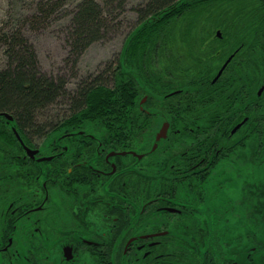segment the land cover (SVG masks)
I'll list each match as a JSON object with an SVG mask.
<instances>
[{
	"label": "flooded vegetation",
	"instance_id": "flooded-vegetation-1",
	"mask_svg": "<svg viewBox=\"0 0 264 264\" xmlns=\"http://www.w3.org/2000/svg\"><path fill=\"white\" fill-rule=\"evenodd\" d=\"M227 1L210 14L228 25L208 39L215 50L198 52L190 75L183 68L178 101L161 102L171 118L161 151L109 140L103 126L41 148L0 112V264H264V7ZM139 78L116 87L131 136L161 113L147 107L158 76Z\"/></svg>",
	"mask_w": 264,
	"mask_h": 264
},
{
	"label": "trees",
	"instance_id": "trees-1",
	"mask_svg": "<svg viewBox=\"0 0 264 264\" xmlns=\"http://www.w3.org/2000/svg\"><path fill=\"white\" fill-rule=\"evenodd\" d=\"M53 1V3H49L46 0L38 2L36 7L30 8V11L32 10L30 15L34 16L29 17V19L31 24L42 26L54 12L57 10L61 12L71 4V11H73L69 35L70 44L72 45L71 56L78 55L92 42L104 38L110 27L116 24V18L113 13L117 11L118 7H124V0ZM227 3V0H146L137 7L138 22L128 33L124 53L127 51L129 55L137 51V53H140L139 57L147 54V51H151L150 49L147 50L146 47L153 48L164 44L161 41L163 37L162 31L169 25L174 24L173 20H178L179 24L180 20L188 18L190 20L189 28H191L193 23H197L196 15L208 14V19L204 21L211 22L210 14L215 10L225 14ZM232 4L234 6L243 5L238 4L237 1H233ZM246 5L264 7V1L251 0ZM258 12H264V8L259 9ZM236 17L237 12L235 11L234 18ZM222 18V22L220 20L219 22L220 27L224 30L228 25L226 17ZM0 45L4 47V52L7 56L6 65L0 68V111L12 113L16 117L15 125L22 132L25 129L27 134L28 132L33 133V130L37 128V123H39L42 136L50 132H59L56 140H60L63 138L61 134L64 131L68 132L85 126V120L89 119L95 122L94 124L104 123L115 126L111 132L118 135L115 138H119V141L133 140L130 134L129 116L124 113L118 114L119 95L118 93L115 95V92H117L115 82L119 73L113 67L114 65H106L99 74L91 75L92 77L89 76L87 79L77 83L75 88H70L68 81L64 77L47 75L40 69L36 50L24 31H16L13 28H8L4 32L0 31ZM124 72L130 73L127 70ZM103 78H108L105 79L108 82ZM123 99L125 102L123 106L131 104L128 94H125ZM64 101L68 103L69 112L58 116L54 124V119L40 118L42 114L44 116L49 115L44 114L43 111L50 104ZM184 101L185 104L190 103L191 109L189 112L192 113L193 102L188 100L187 97ZM195 109L196 106L194 107ZM7 122L6 119L5 125L11 127L12 125ZM0 124H3V122H0ZM55 124L58 125L57 128L61 127L62 129L46 130V128L48 129ZM119 125L121 127H118ZM42 126H45V128L42 129ZM27 134L25 140L30 142L31 138ZM0 135H3L2 131H0ZM75 135L79 136L81 134L76 133ZM164 141L162 139L159 142L158 150H162ZM168 167L171 168L170 166Z\"/></svg>",
	"mask_w": 264,
	"mask_h": 264
},
{
	"label": "rangeland",
	"instance_id": "rangeland-1",
	"mask_svg": "<svg viewBox=\"0 0 264 264\" xmlns=\"http://www.w3.org/2000/svg\"><path fill=\"white\" fill-rule=\"evenodd\" d=\"M40 1L41 0H0V31H7L8 28H13L16 31H24L26 37L36 50L38 66L40 69L47 75L64 77V79L68 81V86L70 88H75L77 83L87 79L89 76L92 77L91 75L99 74L101 69L106 65H114L113 67H115V70H118V68H116L118 59L120 66L123 68H120L122 74H118L119 76L116 78V87L127 80L129 76H132V74L136 77H141L143 82H149L148 80H145L149 74L154 77L158 76L156 86L163 87L162 92L160 90L153 91L152 97L147 103V107H149L152 102L153 105H151L150 108L161 113L156 112L152 117L144 115L140 118L139 120H143L144 125L141 129L137 128L134 136L132 135L137 143H141V145L145 147H150L151 143L156 140V130L161 128L164 120L168 118L171 119L163 113L161 102L165 97L168 99L176 97L175 102L178 101V94L183 89H177V87L180 86L179 78L183 76V68H185V75H190L191 72L195 70L194 65L197 62H188L191 60L195 61L198 52H202L204 55H211L213 53L215 46L213 47L212 42L207 41L213 37L215 30L220 27V24L214 25V18L210 20L211 22L204 21L208 19V14H201L200 16L196 15L197 18L195 19L197 20V23H193L191 28H189L190 20L188 18L180 20L181 22L179 24L177 22L178 20H173L172 22H174V24L169 25L162 31L163 37L161 41L164 44L153 48L146 47L147 50L150 49L151 52L147 51V54L140 57V53H137V51L134 54L128 55L127 51L124 53L125 41L127 40L128 33L138 22V5L146 0H124V7H118L117 11L113 13V16L116 18V24L110 27L106 32L107 35L85 47L81 51L82 53L79 52L78 55L71 56L72 45L70 44L71 41L69 35L71 31V16L73 13V11H71L72 5L69 4L66 7L67 9H63L61 12L59 10L54 12V14L47 22L43 23L42 26H35L31 24L29 19V17L34 16L30 15V12H32V10L30 11V8L36 7L37 3ZM46 1L49 3L54 2L53 0ZM217 16L219 18V14H217ZM220 21L222 22V18H220ZM219 30H221V27ZM223 34L225 35L226 33L224 32ZM231 44L236 48L241 42L231 41ZM6 57L4 47L0 45V68L6 65ZM125 70L130 71V73L124 72ZM139 70L141 73H139ZM103 79L105 80L108 78ZM105 81L108 82V80ZM250 81L253 83L252 77L250 78ZM185 88L187 89L188 86ZM147 94L148 91L143 95L144 98L148 96ZM115 95H117V92H115ZM68 108L69 106L66 101L50 104L49 107L43 111L44 114L49 115L44 116L42 114L40 118H47L49 120L54 119V124L58 116L69 112ZM0 112H3V114L4 112H7L11 116L13 115L8 111ZM129 118V125L131 126V117L129 116ZM146 119L152 120L154 128L153 133L147 129ZM7 121L12 127H16L15 123L11 122L10 118L7 117ZM94 123L95 122L89 119L85 120V126L79 127L75 129V131L78 134H80V132H92L96 135L93 131V127L97 126L98 134L100 136V127L103 126L102 130L108 136L109 140L119 139L115 138L118 136L116 133L111 132L115 126H113L110 131L109 126L111 125ZM37 124V128L33 130V136L36 141L40 142V147L45 148L49 142L56 140V136L59 132H50L47 136L45 134L42 136L40 134L41 128L39 127V123ZM45 126H42V129H44ZM57 129L62 128L60 127ZM46 130L48 129L46 128ZM132 137L131 139H133ZM92 139L96 140L98 137H93ZM167 143L168 140L164 144L165 150L160 152L154 159H161L163 157L167 151ZM153 162L155 171L158 169L159 165L156 164L154 160ZM146 163L147 162H142L141 165L145 166ZM50 166H52L51 163L44 166L43 169H48ZM252 170H254V166ZM42 178L44 180L46 177L43 175ZM26 185L28 188L33 186L32 183ZM33 192H31V194H33ZM32 198L35 202V198L33 196Z\"/></svg>",
	"mask_w": 264,
	"mask_h": 264
},
{
	"label": "water",
	"instance_id": "water-1",
	"mask_svg": "<svg viewBox=\"0 0 264 264\" xmlns=\"http://www.w3.org/2000/svg\"><path fill=\"white\" fill-rule=\"evenodd\" d=\"M4 114H5L8 118H10V120H12L13 117H12L10 114H8L7 112H4ZM168 126H169V122H168V121H165V122L162 124L161 128L157 131V133H156V137H155L156 140H155L154 145H153V147H152L153 150L156 148L158 142L161 141V139H164V138L167 137ZM20 140H21V142L24 144L23 140H22V139H20ZM24 145H25V144H24ZM25 148H26L27 152H28L31 156H34V152L38 151V150H34V149L29 148L27 145L25 146ZM114 153H115V152H114ZM122 153H125V152H122ZM139 155H141V154H139Z\"/></svg>",
	"mask_w": 264,
	"mask_h": 264
}]
</instances>
